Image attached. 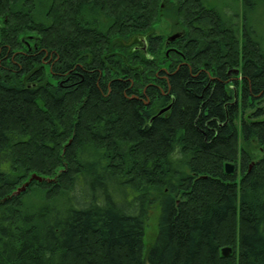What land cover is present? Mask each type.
<instances>
[{"label": "trees", "instance_id": "16d2710c", "mask_svg": "<svg viewBox=\"0 0 264 264\" xmlns=\"http://www.w3.org/2000/svg\"><path fill=\"white\" fill-rule=\"evenodd\" d=\"M263 7L0 0V264H264Z\"/></svg>", "mask_w": 264, "mask_h": 264}, {"label": "rangeland", "instance_id": "374dc122", "mask_svg": "<svg viewBox=\"0 0 264 264\" xmlns=\"http://www.w3.org/2000/svg\"><path fill=\"white\" fill-rule=\"evenodd\" d=\"M210 2H212L213 4H215L216 6H218L219 8H223L225 5H227V3L229 2V0H209ZM237 3H235L234 5H236ZM239 9V14L241 15L240 17V23L242 24V14H243V5H240V3H238V5L236 6ZM225 11L231 12V9H227ZM250 16H252L253 18L256 19V22L258 21H264V7L261 9H259L258 11H256L255 14L252 15V13H250ZM164 18V17H163ZM166 19V18H164ZM182 29L180 28V24H178L176 26V28H174V24L166 19L164 21H161L158 25H154L153 28L150 30V32L152 34L155 35H163V37L166 39V41L170 40V38H172L173 36H180L182 35ZM138 37H141V35H138ZM167 42L168 47H166V52L164 56H161V52L158 55L159 58H161V60L157 63V66L159 68H164V67H168L169 64L172 63L171 61V57H173L172 55H174L173 51H176V48L174 46H170V42ZM142 42V41H141ZM141 42H138L136 44V46H141ZM126 43L131 46L132 43V38L131 40H129L128 42L126 41ZM147 41H145V43L143 44V48L146 49V44ZM158 56H156L158 58ZM170 66V65H169ZM239 71V70H238ZM251 110L249 108V110H247V113H249ZM159 216H160V208L157 204H154L148 212V217L146 219L145 222V235H144V242H145V247L146 250H149L150 247H152L154 245V243L156 242V238H157V234H158V220H159Z\"/></svg>", "mask_w": 264, "mask_h": 264}, {"label": "water", "instance_id": "95a60500", "mask_svg": "<svg viewBox=\"0 0 264 264\" xmlns=\"http://www.w3.org/2000/svg\"><path fill=\"white\" fill-rule=\"evenodd\" d=\"M177 37V36H176ZM175 36H173L172 38H170L171 40L175 39L176 38ZM236 72H238V70H235ZM170 107H167V108H164L162 109L159 114H162L163 112H165L166 110H168ZM225 171L227 173H233L235 171V164L234 163H231V162H227L225 164ZM42 180L41 177L37 176V175H33L30 180L28 182H26L24 185H22L20 188L17 189L16 193L19 194L20 192L26 190V188L29 186V183L32 181V180ZM232 251V248L227 246V247H224L222 249V253L224 256H228Z\"/></svg>", "mask_w": 264, "mask_h": 264}]
</instances>
